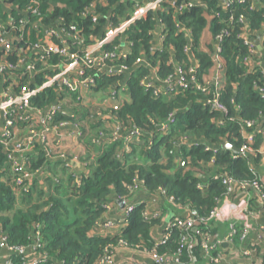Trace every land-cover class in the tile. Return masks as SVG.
<instances>
[{"label": "trees", "instance_id": "1", "mask_svg": "<svg viewBox=\"0 0 264 264\" xmlns=\"http://www.w3.org/2000/svg\"><path fill=\"white\" fill-rule=\"evenodd\" d=\"M140 1L0 0V27L11 43L9 50L0 48V65L6 66L0 74L1 89L16 96L23 85L31 89L41 85L71 61L69 53L81 55L86 46L101 39L108 27L128 19ZM200 1L202 5H190L189 0H161L157 8L148 10L124 33L103 44V50L115 52L104 61L105 68L77 66L84 72L82 78L93 79L90 89L102 100L111 98L109 92L125 84L123 94L128 99L117 109L112 107L111 99L105 106L85 105L74 91L57 84L31 97L35 109L61 102L76 111L72 117L57 113L51 124L74 122L82 130L80 140L84 146L98 149L86 163L87 172L77 179L62 159L50 160L37 142L32 144V153H14L21 163L20 171L9 158L11 151L0 144V249L29 248L38 237L35 252L45 257L42 264H100L106 249L114 253L118 247L137 253L154 249L167 260L164 264H172L168 260L179 252L180 263L186 264L189 252L187 244L181 243L183 233L173 229L164 243L156 244L153 229L161 224L160 216L146 218L144 203L135 207L126 224L113 221L108 228H103L105 205L113 197L128 199L131 187L141 182L150 197L161 189L165 202L171 197L174 205L194 209L200 218H206L227 197L226 186L215 175L230 177L235 183L256 180L264 191L263 179L251 166L250 156H236L226 146L242 145L246 121L264 125V0H258V5L247 0L228 6L221 0ZM230 15L232 20L228 19ZM241 16L243 22L239 21ZM158 24L160 47L153 44ZM243 32L254 43L258 40L252 62L246 60L250 53L240 36ZM220 34L225 83L219 102L225 111L207 102L214 96L213 84L207 91L196 87L204 86L211 73L210 53ZM39 42L66 44L68 52L45 54L33 50ZM125 43L129 50L118 55ZM138 58L145 63L137 64ZM26 62H33L35 67L23 75L20 67ZM9 64L14 69H9ZM153 68L157 81L149 87L145 81L154 73ZM178 68L188 80L195 78L185 88L177 86ZM190 68L195 72L190 73ZM170 77L174 90L155 96L154 87ZM20 113L17 110L16 116ZM16 116V136L21 138L31 124ZM6 117L0 112V126ZM170 117H174L175 124L169 123ZM132 131L138 133L130 136ZM262 142L257 135L253 148L259 151L252 157L264 166ZM127 143L132 147L130 153L125 150ZM180 158L185 160L182 167ZM40 169L43 174L36 176ZM23 172L33 175L18 185L16 179ZM215 222L208 223L207 232H216ZM203 231L206 229L201 228L202 236ZM202 236L192 237L190 255L197 262L202 258ZM233 240H238V234ZM218 253L213 250L211 256ZM23 256L29 258L27 253ZM9 259L20 264L16 253Z\"/></svg>", "mask_w": 264, "mask_h": 264}, {"label": "built area", "instance_id": "2", "mask_svg": "<svg viewBox=\"0 0 264 264\" xmlns=\"http://www.w3.org/2000/svg\"><path fill=\"white\" fill-rule=\"evenodd\" d=\"M161 0H155L154 4L158 5ZM224 2L225 6H228L234 2L238 3H244L247 0H221ZM255 2V5H258V0H252ZM189 4H203L200 0L198 1H192L189 0ZM151 7H149L150 10ZM142 10V8H141ZM130 17L126 19L127 21L120 22V24L116 26H110L108 27L103 36L101 37L100 40L96 41L93 44H90L86 46L83 49V53L81 55L77 53H69L70 57V62L65 65L64 67H61L58 72H55L52 76H49L46 78V81H44L41 85L36 86L35 88H30L28 85H23L20 89V93L17 94L16 96L7 94L5 91V94L0 100V112L2 115H6L7 117L5 118L4 122L0 126V144L3 145L5 149L10 150L9 158H12L13 165L16 170H21L20 166V161L16 158H14V153H20L21 155H24L28 153L32 147L33 143H40L44 146H46L49 137L51 135V132L53 129H56L58 127H61L67 122H61L59 125L53 126L51 124L52 119L54 115L57 113L62 114V115H67V112L65 109L62 108V106L59 103H53L52 105H49L46 109H35L31 107L30 100L31 97L44 87L57 84V86H66L69 91H74L77 94V99L84 101V97H87V93H92V90L90 89V86L92 85L93 79L91 78H82L83 75V70L77 68L80 64L86 65V66H93V65H101L105 68L104 66V61L108 59L110 56L114 55L113 52H109L106 50H103L102 46L104 43L108 42L111 40L114 36H116L119 33H124L125 30L128 28L129 25H131L134 21H130ZM229 20H232V16L230 15L228 17ZM243 17H239V21L243 22ZM161 27V26H160ZM71 30L77 31L75 26L70 27ZM48 33V32H47ZM222 34H220L218 37L215 38V48L213 51L210 53L211 56V61H212V67H211V73L209 77L207 78V81H205V85H200L197 84L196 87L202 91H207L208 86L212 85L214 86L213 88V93L214 96L212 99H208L207 102L211 104L212 107L216 109H221L225 111L224 107L220 104L219 102V95H220V90L223 88L224 83H225V63L221 55V47H220V41L222 40ZM241 37H243V42L247 46L250 56L246 59L248 62H252L253 55L257 53V48H256V43H258V40L254 43V40L250 38V36L246 33L243 32L240 34ZM75 40H77V37H73ZM81 42V41H80ZM162 44V36H159V41L158 44L155 46H161ZM129 44L125 43L122 46V51L121 53H117L118 55H125L126 52L129 50L128 48ZM0 48L9 50L11 48V43L6 39L5 33L2 31L0 27ZM33 50L41 51L44 52L45 54H50V53H57V54H66L68 51V46L64 44V46H57L53 45L50 42H39L38 44L33 46ZM43 58V56H42ZM137 64L145 63V61L141 58H138L136 60ZM34 63L33 62H26L23 65H21L20 68L24 70L23 75L29 74L33 71L34 69ZM6 68L4 65H0V74L3 73V70ZM9 69H14V66L9 64L8 65ZM57 68V67H54ZM110 71L112 70L109 68ZM155 70V68H153ZM154 73L150 75L146 79V84L147 86H154L153 82L157 81V77ZM190 73H194L195 69L190 68L189 69ZM70 75L73 77L71 78ZM175 77L177 78V86L180 88H185L188 85V81L195 80L193 76L190 77L188 80L183 71L178 68ZM172 84V78L170 77L169 79H166L161 82V86H155L153 93L155 96L159 95H167L168 93L172 92L174 90V87L171 85ZM119 90L116 91V89H113L111 92H109L111 98L108 96V99L113 101L111 103L112 107L114 109L118 108V105L121 104L123 101H126L128 99L126 94H123L126 90L125 84H119ZM115 88V87H114ZM260 91H263L260 89ZM115 95H119L118 98L115 97ZM16 105V106H15ZM17 107V108H16ZM20 110L21 113L19 116H16V111ZM38 115V118H37ZM15 116L19 117V119H22L26 121L27 123L31 124L29 129L26 132V136H22L21 138H17L16 136V129H15ZM170 124H175V119L174 117H170L168 119ZM33 124H37L33 125ZM168 125V124H167ZM167 127V126H166ZM163 126V128H166ZM138 133L136 131H132L130 133V136ZM117 134V132L115 133ZM25 135V134H24ZM242 135H243V143L242 145L238 148V153H236V156H241L245 157L249 155L250 153H256L259 151L258 149H254L253 145L255 143L256 136L259 135L264 143V125H253L251 122L246 121L244 123V126H242ZM185 139V138H184ZM125 150L127 153H130L132 151V147L130 146V143L125 146ZM124 150V151H125ZM47 155H51V152L46 150ZM260 152L264 153V148H260ZM64 154L59 153L58 157L64 158ZM185 165V160L184 158L179 159V166H184ZM36 174H43L42 169L37 170ZM33 174H30L28 172H23L17 179L16 182L18 185H21L23 181L27 178H30ZM215 178H221L222 183L226 186V192L227 196H230L231 194L234 193L235 190L240 191L246 196V201L243 207L240 209V211L237 214V219H245L246 216H249L253 214L251 210V204L249 201L251 200V197L253 194H256L260 197H264V191L263 188L261 187V184L254 180L252 182L248 181H243L241 183H235L230 177L227 176H221V175H215ZM143 187L141 182H137L133 187H131V196L123 200L124 205L121 207L118 215L116 218L113 220L107 221L104 223L103 228H108L113 226V221L116 222V224L119 225H124L128 222L130 216L134 212L135 207L138 204L144 203L145 206V200H138V201H133V194L135 191L139 188ZM159 194L163 195V190L159 189L157 190ZM226 199V198H225ZM224 199V200H225ZM173 199L171 197L168 198V201H172ZM133 201V202H132ZM111 203V202H110ZM107 203L105 205V208L107 210L110 209L111 204ZM220 205V204H219ZM219 205L212 209L209 213V215L206 218H200L198 215L197 211L194 209H189L186 208V215L185 216H177L173 217L170 219L163 231V234L161 238L158 241H155L156 244L164 243L166 239L171 235L173 229L179 230L181 233H183L181 237V243L183 245L187 244L188 252H189V261L186 264H197L196 258L192 255H190V252L192 251V248L194 246V236H199L201 237V228L206 229V231H203V236L201 239V250L205 253L206 256H210L212 261L214 262H219L222 259L221 254H217L216 256H211V251L218 249L219 243L218 240L216 239V234H213L211 232H207L208 223L211 221H215L218 218V212H219ZM143 214L146 218L152 219L156 218L157 215L154 217H150L148 215L147 210L144 207ZM261 231L264 234V226L261 228ZM238 234V240L240 242H244L247 233L245 229L239 230L238 227L236 226V223L231 221L229 223V233H228V238L229 240H233L234 237ZM196 241V239H195ZM263 242H264V236H263ZM40 243L39 238L37 237L35 239V244L32 245L34 248L38 246ZM264 244V243H263ZM11 253H16L18 254L20 264H42L45 261V257L43 255H37L36 258L34 259H26L24 258L23 254L26 253V249L24 247H16L14 249L6 247ZM249 253L248 248L243 249V254L247 255ZM141 254L144 255H149L154 262V264H164L167 262L163 257L158 255L154 249L145 251ZM113 257V253L110 250H105L103 256L100 258L99 263L100 264H111ZM169 259V258H168ZM180 254L179 252H176L173 254L171 259H169V262H172V264H181L180 263ZM0 264H15V262L11 259H7L3 261ZM127 264H139L137 262L135 263H127Z\"/></svg>", "mask_w": 264, "mask_h": 264}, {"label": "crops", "instance_id": "3", "mask_svg": "<svg viewBox=\"0 0 264 264\" xmlns=\"http://www.w3.org/2000/svg\"><path fill=\"white\" fill-rule=\"evenodd\" d=\"M149 7H151L150 9H155L158 7V5L154 4V0H141L139 6H137L130 14V21H135L136 19L145 16L146 12L149 10ZM160 30V24H158L153 36L154 45L158 44ZM4 94L5 92L0 87V100H2ZM84 99L85 105L105 106V102H107V104L110 102L108 98H104V100L100 99L98 94L95 92L87 93V97H84ZM59 104L63 109H65L69 117H72L76 114V111L67 108V106L63 103L59 102ZM81 133L82 130H80V128L74 122H67L61 127L52 130V139L51 141H49L50 139L48 140L46 146L39 143L44 149L46 156L50 160L62 159L64 164L69 167V171L77 175V179H79V176L82 172H87L86 163L92 159V157L95 155V151L98 149V146H95L92 149H87L80 140ZM24 134L23 136H26V132ZM260 148H264L263 142ZM46 150L50 151L51 155H47ZM32 152L33 150L31 147L29 153ZM59 153L64 154V158L58 157ZM253 155V153L249 154L251 166L257 175L263 179L264 183V166L255 162L252 157ZM36 176H40V174H36ZM141 192L143 193V196ZM147 193V190H145L144 187H141L135 191L132 200L136 202L138 199H144L146 201L145 209L147 210L148 215L150 217H154L155 215H157V217L160 216L161 224L157 225L153 229V237L155 241H158L163 234L167 222L173 217L185 216L186 208L174 205V203L168 200L167 201L169 203H167V201L165 202L163 195L159 194L157 191H155L151 197ZM251 199H253L251 204V210L253 214L246 216L245 219H237V214L246 201V196L240 191L235 190L233 194L227 196L226 199L220 203L218 218L215 220L216 222L214 224L217 229L216 232L212 233L216 234V239L219 243L217 250L219 251L218 254H221L222 259L219 262H214L212 261L211 257L206 256L200 248L202 258L198 260L197 264L264 263V234L261 231V228L264 226V197L253 194ZM119 201L120 199L115 197L111 199V207L104 215V222L109 221V219L113 220L117 217L122 207L121 204H119ZM122 205H124V202ZM161 205H163V207ZM231 221L236 223L238 229H245L247 237L244 242H240L239 240H229V223ZM102 232L103 231H101V233ZM244 248L249 249V253L247 255L243 254ZM26 253L29 257L28 259H34L37 256L33 246L27 248ZM11 254L12 253L7 248L0 249V263L9 259ZM135 262L139 264H154L149 255L134 252L133 250H130L126 247L116 248L113 253L111 264H127Z\"/></svg>", "mask_w": 264, "mask_h": 264}, {"label": "water", "instance_id": "4", "mask_svg": "<svg viewBox=\"0 0 264 264\" xmlns=\"http://www.w3.org/2000/svg\"><path fill=\"white\" fill-rule=\"evenodd\" d=\"M226 146H228L232 150L233 153H235V154L238 153V148H235V147H233L231 145H226ZM119 204H121V206H123L122 205L123 204V200H120Z\"/></svg>", "mask_w": 264, "mask_h": 264}, {"label": "rangeland", "instance_id": "5", "mask_svg": "<svg viewBox=\"0 0 264 264\" xmlns=\"http://www.w3.org/2000/svg\"><path fill=\"white\" fill-rule=\"evenodd\" d=\"M107 104V102H105V105ZM104 105V104H103Z\"/></svg>", "mask_w": 264, "mask_h": 264}]
</instances>
